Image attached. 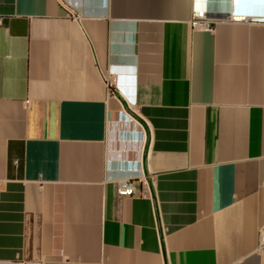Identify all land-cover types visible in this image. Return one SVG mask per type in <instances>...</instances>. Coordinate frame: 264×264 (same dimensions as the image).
I'll list each match as a JSON object with an SVG mask.
<instances>
[{"label": "crops", "instance_id": "obj_1", "mask_svg": "<svg viewBox=\"0 0 264 264\" xmlns=\"http://www.w3.org/2000/svg\"><path fill=\"white\" fill-rule=\"evenodd\" d=\"M195 9L0 0V264H264V22Z\"/></svg>", "mask_w": 264, "mask_h": 264}, {"label": "built area", "instance_id": "obj_2", "mask_svg": "<svg viewBox=\"0 0 264 264\" xmlns=\"http://www.w3.org/2000/svg\"><path fill=\"white\" fill-rule=\"evenodd\" d=\"M238 0H230V9L228 14L225 18L222 19H213L209 18L204 10L202 9H195L192 12L191 17V26L193 29H205L210 30L212 25L217 22H232V23H250V22H264V17H253L250 15H237L234 13V7L237 6ZM74 14L73 12H71ZM107 86L110 85V81L108 77H104ZM140 181L143 189L141 192L146 191V180L145 178L140 175L137 177L131 176L124 179H120L117 182V194L118 195H125L130 196L136 194L138 192V188L135 185L136 181ZM264 248V225L259 229V249Z\"/></svg>", "mask_w": 264, "mask_h": 264}, {"label": "bare ground", "instance_id": "obj_3", "mask_svg": "<svg viewBox=\"0 0 264 264\" xmlns=\"http://www.w3.org/2000/svg\"><path fill=\"white\" fill-rule=\"evenodd\" d=\"M251 16V15H250ZM254 17V16H253Z\"/></svg>", "mask_w": 264, "mask_h": 264}]
</instances>
